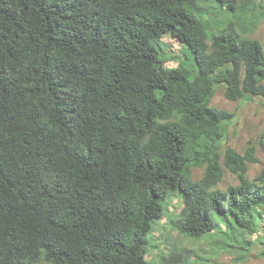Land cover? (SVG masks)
<instances>
[{"label": "trees", "instance_id": "1", "mask_svg": "<svg viewBox=\"0 0 264 264\" xmlns=\"http://www.w3.org/2000/svg\"><path fill=\"white\" fill-rule=\"evenodd\" d=\"M199 1L0 0V264H154L176 192L182 234L223 221L224 249L252 245L237 233L259 231L264 163L250 179L258 144L224 147L236 113L212 101L264 102V4L214 0L232 14L214 29ZM166 35L188 51L176 67ZM225 167L239 182L222 189Z\"/></svg>", "mask_w": 264, "mask_h": 264}, {"label": "rangeland", "instance_id": "2", "mask_svg": "<svg viewBox=\"0 0 264 264\" xmlns=\"http://www.w3.org/2000/svg\"><path fill=\"white\" fill-rule=\"evenodd\" d=\"M264 4V0H257ZM199 4L208 11V17L214 29L223 28L232 18L231 12L227 8L219 6L214 0H200ZM253 37L258 38L264 45V17L260 20ZM161 44L166 49L164 65L176 67L184 60L188 53L181 40L172 35H166L161 39ZM212 104L231 112L236 113V120L233 121L225 141L224 147H234L239 152L244 153L250 141L258 144L257 155L259 162L249 164L248 176L254 178L261 170L264 163V152L259 140L264 137V102L259 98L254 100H230L226 97L224 87L220 86L213 98ZM204 168H194L193 176L200 179L203 176ZM239 179L228 168L225 167V175L218 184L219 188L226 189L228 186L237 184ZM165 214L157 219L153 231L152 245L147 255V259L154 264H162L164 256L173 249L185 250L192 259L199 264H264V212L258 217V232L241 231L245 240H251L252 245H245L243 249L223 248L225 235L222 232L227 230L226 224L221 223L208 235L201 239H194L182 234L176 224L184 208L182 193L172 194L165 202ZM261 209V207H260ZM38 264H51L41 262Z\"/></svg>", "mask_w": 264, "mask_h": 264}]
</instances>
